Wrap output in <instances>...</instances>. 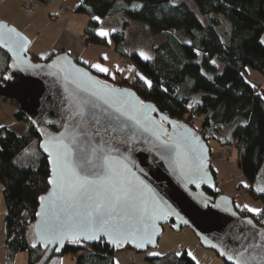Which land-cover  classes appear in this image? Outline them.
Returning a JSON list of instances; mask_svg holds the SVG:
<instances>
[{
    "label": "trees",
    "instance_id": "1",
    "mask_svg": "<svg viewBox=\"0 0 264 264\" xmlns=\"http://www.w3.org/2000/svg\"><path fill=\"white\" fill-rule=\"evenodd\" d=\"M34 1L46 7L53 0ZM193 3L195 12L188 4L172 5L171 0H77L74 12L89 20L83 32L84 43L112 48L139 75L132 81L109 79L88 69L103 82L134 92L141 101L152 104L161 115L175 122L178 129L191 128L206 146L210 140H217L222 146L219 134L229 129L230 140L236 143L238 170L248 184L245 192L252 201L260 203L262 210L261 215H253L246 209L237 213L264 229V192L258 191L264 188V99L248 80V73L264 79L261 43L264 0H193ZM116 15L121 17L119 29L107 27L112 28L109 38L97 35L99 23ZM223 20L229 22L228 43L220 37ZM131 22L145 25L152 36H161L162 42L153 46V59L144 61L137 54H126L125 31ZM179 35L188 39L189 44L182 43ZM0 55L5 62L1 83L5 81L2 75L10 59L1 48ZM57 55L44 61L30 57L33 63H39L49 62ZM140 76L150 81L151 87ZM1 100L17 108L14 103ZM200 118L201 129L197 131L194 124ZM14 119L26 125L23 134L0 128V186L5 207L3 245L8 262L25 254L26 264H38L44 252L32 247L34 243L29 236L37 218L39 196L48 192L50 172L35 129L18 109ZM210 172L215 188L207 195L216 199L222 195L211 168ZM124 251L136 253L130 246L113 248L103 240L92 245L75 242L54 251L46 264H61L65 257L74 264H114L115 255ZM145 261L195 264L185 251L180 255L170 251Z\"/></svg>",
    "mask_w": 264,
    "mask_h": 264
},
{
    "label": "snow or ice",
    "instance_id": "2",
    "mask_svg": "<svg viewBox=\"0 0 264 264\" xmlns=\"http://www.w3.org/2000/svg\"><path fill=\"white\" fill-rule=\"evenodd\" d=\"M5 28L6 25L0 24V48H7L15 55L17 48L23 47L26 41L14 28L2 31ZM97 34L108 35L103 29L98 30ZM261 43H264V39ZM141 56L145 60L150 59L143 53ZM54 66L50 64L47 67ZM92 67L99 72L109 71L100 64H93ZM60 71L66 83L75 84L76 87L65 88L68 109L64 131L58 135L42 132L45 139L40 143V148L48 154L51 173L47 183L51 188L46 195L39 196L42 211L36 215L43 219L35 225V236L49 243L65 239H106L117 248L123 246V241L136 240L135 247L142 248L145 243L152 242L155 221L165 218L166 213L161 202L151 195L152 190L129 167V158L117 154L120 153V145H128L134 139L133 128L152 131L157 138L163 128L148 118L150 105L138 99L126 98L133 97V93L110 88L91 77L78 80L64 69ZM75 71L81 72L80 69ZM82 75L87 76L86 73ZM140 79L151 87L150 81L143 76ZM193 144H199L198 138L192 136L190 142L187 135H181L174 145L161 142L164 152H175L177 155L195 151ZM202 167L201 160L197 170ZM245 187L248 185L245 184ZM258 191L264 192V188ZM243 209L253 215L262 214L261 209L247 204L243 205ZM247 222L252 223L251 220ZM32 247H36V244ZM245 252L247 249L227 255V259L233 264H250L253 260L259 264L264 261V252L259 257L246 256ZM149 255L159 253L150 252ZM220 255L225 256L226 253L221 252Z\"/></svg>",
    "mask_w": 264,
    "mask_h": 264
},
{
    "label": "water",
    "instance_id": "3",
    "mask_svg": "<svg viewBox=\"0 0 264 264\" xmlns=\"http://www.w3.org/2000/svg\"><path fill=\"white\" fill-rule=\"evenodd\" d=\"M0 24L6 25L7 28H13L5 23ZM7 28L2 31L6 32ZM16 32L25 39L26 43L23 47L17 48L15 55L7 48H1L10 59L11 76L0 83V98L18 106V111L24 115L37 132L40 143L45 139L42 132L58 135L64 131L63 125L67 120L68 109L66 100L68 93L65 88L74 89L76 87L75 84L66 83L60 69L76 76L78 80H87L88 77H91L96 82L110 88L126 90L134 94L133 97H126L127 99L140 100L134 92L126 88L113 87L96 78L86 66L78 64L67 54H58L49 62L33 63L28 53L29 40L19 31L16 30ZM50 64H55V66L47 67ZM34 65H40V67H34ZM76 69H80L81 72L76 73ZM83 73H86L87 76H83ZM144 104L155 109L154 111L149 109L147 116L156 122V126H162L163 131L157 138L152 134V131L133 128L134 139L128 145H120V153L117 155L129 158V167L152 190L151 195L161 202L166 216L155 221V232L151 243H145L144 247L137 248L135 244L138 241H123L122 247L130 246L136 254L153 249L162 237L163 227L172 224L174 230L189 229L202 248L212 251L226 264H233V261L227 259V255H235L245 249H247L246 256L259 257L264 252V229L257 227L249 218H241L232 198L222 195L213 199L207 195L214 190L215 182L210 172V151L201 136L185 126L178 129L173 121L161 115L152 104ZM164 117L167 119H163ZM163 124H166L167 127ZM149 127L151 128V125ZM181 135H187L190 142L192 136L198 138L199 144H193L195 151L189 154L181 152L180 155H177L175 152L167 153L162 150V141L174 145L179 141ZM41 150L47 159L51 173L48 154L42 148ZM201 160L203 167L197 170ZM48 187L49 191L51 186L48 185ZM41 211L40 202L37 212ZM42 219V216H37L31 230L34 244L44 252L38 264H46L57 248L60 251L67 244L81 242L92 245L100 241L65 239L49 243L37 239L35 225ZM248 220H251L252 223L249 224ZM101 240L110 247H116L109 244L106 239ZM221 252H225L226 255L221 256ZM250 264H257V261L253 260ZM259 264H264V261H260Z\"/></svg>",
    "mask_w": 264,
    "mask_h": 264
},
{
    "label": "crops",
    "instance_id": "4",
    "mask_svg": "<svg viewBox=\"0 0 264 264\" xmlns=\"http://www.w3.org/2000/svg\"><path fill=\"white\" fill-rule=\"evenodd\" d=\"M7 1L8 0H0V23H5L9 26H12L30 40L28 53L31 56L39 59L40 61H44L55 54H67L80 64L89 68L91 71L103 75L109 79H125L130 81L137 75V71L130 72L129 70L130 74L129 72L123 71L121 68L120 57L113 51L112 48L85 44L82 40V37H84L83 32L89 20L85 21L82 18H79L81 15L76 13L65 14V11L60 13L59 10L63 7L58 0H53L52 3L46 7H41L38 5L36 7V4H34L33 0H16L18 1L17 5H19V3L23 6L32 4L36 7V11L32 15H29V17L25 18L23 22L19 21L20 19L14 16L12 11L9 9L10 7L7 6ZM51 16H56L58 18V22L54 24L49 21ZM105 31L108 33V35L102 37L109 38L112 33V28L106 27ZM42 56L43 59L41 58ZM85 61H87V63H85ZM93 64H100L101 66L109 69V71L107 73L99 72L92 67ZM4 65L5 62L3 57L0 55V68L1 66L3 68ZM1 70L2 69H0V74ZM127 73L129 76L132 75L133 77L129 79ZM249 74L253 73H248L249 82L259 90V93L264 99V88L252 80L249 77ZM15 113V109L5 105L4 102L0 100V128L12 130V127L20 126L22 123H18L14 119ZM25 129L26 126H24L22 130L25 131ZM226 139L228 142L231 141L229 137ZM225 143L226 141L222 140V145ZM237 162L238 157L235 158V164H232L229 160L223 159L210 160L211 170L217 177V189L221 192L222 186H220L219 183L222 182V180H226L224 196L230 197L234 200V206L237 210L243 209V205L245 204L252 208L261 209L260 203H254L250 199L244 200L246 197H239L237 194L235 189L237 188V185L241 186L243 190L248 188L245 187L247 182L244 180L242 174L238 170ZM237 205L240 207H237ZM0 244L3 248V240L0 242ZM3 254L4 252L2 250L0 258H2ZM134 254V252L117 254L114 257V264H123L122 261H124V259H133L132 261L135 262L136 257H134ZM5 263L6 262L4 260V264Z\"/></svg>",
    "mask_w": 264,
    "mask_h": 264
},
{
    "label": "rangeland",
    "instance_id": "5",
    "mask_svg": "<svg viewBox=\"0 0 264 264\" xmlns=\"http://www.w3.org/2000/svg\"><path fill=\"white\" fill-rule=\"evenodd\" d=\"M34 1V0H33ZM61 3V6L63 8H60L59 12L63 13L65 11V14H75L74 10L76 8V4H77V0H58ZM7 6L10 7L9 9L12 11V13L14 14L15 17H17L18 19H20L19 21L23 22L25 18L29 17V14H27L24 10V6L21 5L18 1L16 0H8L7 2ZM179 3H186L189 5V7L195 10V6L193 3V0H171V4L172 5H176ZM34 4H36L35 6H41L38 3H36L34 1ZM20 9H19V7ZM49 6V5H48ZM36 7L34 12L36 11ZM33 12V13H34ZM32 13V14H33ZM31 14V15H32ZM83 20L88 21V18L85 17L84 15H81V17ZM121 17H119V15L110 18L107 22H100L98 25V29H103L106 30V27H114V29H119V27L121 26ZM49 21H51L52 23H57L58 22V18L56 16H51L49 18ZM227 32H229V22L227 20H223V26L220 29V37L221 40L224 43H228V36H227ZM226 33V34H224ZM181 38L182 43L184 44H189V40L184 38L183 36L179 35ZM28 39V38H27ZM262 39H264V35L262 36ZM261 39V40H262ZM29 40V39H28ZM83 42L85 41V37H82ZM30 42V40H29ZM162 42V38L161 36H152L148 30L146 29L145 25L141 24V23H137V22H131L130 25L128 26V28L125 31V41H124V50L126 51L127 55H133V54H137L139 55V57L141 59H143V57L141 56V53H143L145 56H148L150 59L145 60L144 61H149L151 59H153V46H157ZM262 45L264 46V43H262ZM120 57V56H119ZM121 60V68L123 69L124 72H136V69L134 67H132L133 65H131L129 63L128 60H126L123 57H120ZM124 63L126 64V66H124ZM130 65H129V64ZM131 66V67H130ZM8 68L7 71L2 75L4 77H8V79L11 76L10 73V69L9 66H7ZM2 69L1 71H3V68L1 66ZM129 72V74H130ZM128 78L131 79V77H133L132 75L129 76ZM137 76V75H136ZM135 76V77H136ZM135 77H133L130 81H132ZM249 77L254 80L257 84H259L261 87L264 88V79L262 77H260L259 75H257L256 73L253 74H249ZM129 81V80H128ZM2 98H0L1 100ZM2 101V100H1ZM3 102V101H2ZM13 103V102H12ZM5 105L11 107L12 109H15V111H17V108H14L6 103H4ZM201 124H202V119H198L197 121H195L194 127L197 131H199L201 129ZM23 123L20 126H14L12 127V131H14L16 134L21 135L24 133V131L22 130L24 128ZM220 138L221 140H225L226 143L224 145H220L219 142L217 140H210L208 142V149L210 151V156L212 160H217V159H223V160H229L232 164H235V158L238 157L237 154V148L236 145L230 147V151L227 153V155L225 154V150H226V146L228 145H233L232 143H234V141H229L226 138H230V130L229 129H225L223 130L220 134ZM226 136V138H225ZM262 173H264V169L262 171ZM236 182V181H235ZM225 184H226V180H222V182L219 183L220 186H222V191L220 192V190H218V192L224 196V188H225ZM244 187V186H243ZM1 188V187H0ZM217 188H218V184H217ZM237 191V194L239 195V197L243 196L246 197L244 200H249V196L246 194V190L247 189H242L241 186L237 185V188H235ZM1 191V189H0ZM235 194V193H234ZM238 197V196H236ZM251 200V199H250ZM252 201V200H251ZM254 203H258L256 201H253ZM5 213V207H4V202H3V198L1 196V192H0V242L3 240V215ZM29 240L31 243H34V236L31 233L29 236ZM2 250L4 252L2 258H0V264H4V260H5V264H26V255L25 254H19L17 255L13 261L8 262L5 257H6V252L4 247L2 248V245L0 244V254L2 253ZM170 251H175L177 253H181V252H186L187 255L188 253H191L192 255L189 256L195 264H223V261L216 256L215 253H213L212 251L209 250H205L204 248H202V246L200 245V243L198 242V240L195 238V236L193 235V233L189 230V229H181V230H174L173 227L170 228L169 226H164L162 229V237L158 240L157 242V246L153 249H148L145 252H142L140 254H134V257H136V261L133 262L132 260H125L122 261L123 264H147L146 263V259H151V258H159L162 257L164 255H166L168 252ZM126 252H131V251H124L122 253H126ZM150 252H156L159 253V255L156 256H152L149 255ZM193 257H195V259H193ZM133 258V257H132ZM61 264H74L73 260H71V258L69 257H65L62 259Z\"/></svg>",
    "mask_w": 264,
    "mask_h": 264
},
{
    "label": "built area",
    "instance_id": "6",
    "mask_svg": "<svg viewBox=\"0 0 264 264\" xmlns=\"http://www.w3.org/2000/svg\"><path fill=\"white\" fill-rule=\"evenodd\" d=\"M24 10H25V12L27 13V14H29V15H31L33 12H34V10H35V6L34 5H32V4H28V5H25L24 6ZM130 65V64H129ZM132 65V64H131ZM124 66H126V64L124 63ZM131 67V66H130ZM133 67V66H132ZM233 145H228V146H226V150H225V154L227 155V153L230 151V147H232V146H234V145H236V143L234 142V143H232Z\"/></svg>",
    "mask_w": 264,
    "mask_h": 264
}]
</instances>
